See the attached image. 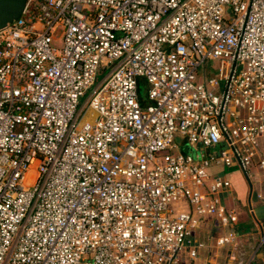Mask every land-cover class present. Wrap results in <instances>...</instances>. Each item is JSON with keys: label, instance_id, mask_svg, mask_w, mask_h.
I'll return each instance as SVG.
<instances>
[{"label": "built area", "instance_id": "2783aa9c", "mask_svg": "<svg viewBox=\"0 0 264 264\" xmlns=\"http://www.w3.org/2000/svg\"><path fill=\"white\" fill-rule=\"evenodd\" d=\"M210 165L264 171V0H26L0 28V264L194 257L236 220Z\"/></svg>", "mask_w": 264, "mask_h": 264}, {"label": "crops", "instance_id": "0c3cea01", "mask_svg": "<svg viewBox=\"0 0 264 264\" xmlns=\"http://www.w3.org/2000/svg\"><path fill=\"white\" fill-rule=\"evenodd\" d=\"M216 167L229 183L223 190V205L234 209L236 220L221 226L212 216L203 217L193 233V241L201 246L194 257L183 252L178 264H264V171L250 168L247 180L234 166ZM225 234L234 240L215 245V238Z\"/></svg>", "mask_w": 264, "mask_h": 264}, {"label": "rangeland", "instance_id": "374dc122", "mask_svg": "<svg viewBox=\"0 0 264 264\" xmlns=\"http://www.w3.org/2000/svg\"><path fill=\"white\" fill-rule=\"evenodd\" d=\"M228 9H225V12L227 13ZM116 60L111 61L102 71H99L96 73V75L94 76V81H93V85L88 88L84 94L82 96L79 97L78 99V105H77V109H80L79 115L85 110L86 106H87V102L89 100V93L91 91V88L93 86H95L104 76V74L110 69L112 68L115 64H116ZM216 63L213 60H206L204 63V66L202 67L203 69H206L207 67L211 68V67H215ZM201 67L198 68L197 70V74L198 76H201ZM146 89H147V85L144 82V80L139 79L138 81V97H139V102L142 104L145 102V94H146ZM181 139H176V141H178L177 143H179L180 145V149L183 152H191V148L188 146L187 143L183 142ZM217 169L216 166L210 165L207 169L206 172L208 174V176H212L214 173H217L215 170ZM228 172V169L223 171V174H226ZM253 172V170H252ZM241 173V172H240ZM242 174V173H241ZM204 221V219H203Z\"/></svg>", "mask_w": 264, "mask_h": 264}, {"label": "water", "instance_id": "95a60500", "mask_svg": "<svg viewBox=\"0 0 264 264\" xmlns=\"http://www.w3.org/2000/svg\"><path fill=\"white\" fill-rule=\"evenodd\" d=\"M26 0H0V28L15 19Z\"/></svg>", "mask_w": 264, "mask_h": 264}, {"label": "bare ground", "instance_id": "6f19581e", "mask_svg": "<svg viewBox=\"0 0 264 264\" xmlns=\"http://www.w3.org/2000/svg\"><path fill=\"white\" fill-rule=\"evenodd\" d=\"M89 115V114H88ZM86 118V117H85Z\"/></svg>", "mask_w": 264, "mask_h": 264}]
</instances>
